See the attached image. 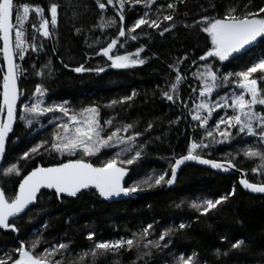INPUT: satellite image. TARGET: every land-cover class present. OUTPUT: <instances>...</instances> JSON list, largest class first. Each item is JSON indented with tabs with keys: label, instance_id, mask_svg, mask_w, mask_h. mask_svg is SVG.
<instances>
[{
	"label": "trees",
	"instance_id": "1",
	"mask_svg": "<svg viewBox=\"0 0 264 264\" xmlns=\"http://www.w3.org/2000/svg\"><path fill=\"white\" fill-rule=\"evenodd\" d=\"M52 0H15V4L30 3L45 8V15L50 19L48 6ZM61 6L58 8V25L51 29L53 35L50 38L41 39L37 34V42H42L44 47L39 52H29L22 62L27 71L19 79L20 89L25 92L19 105L30 102L35 85L42 83L47 89L44 102L46 104L68 101V106L73 110L96 103L100 107L101 123L109 117H115V123H135L134 131L143 132L149 121L153 122V129L145 132L139 138L140 142L147 141L145 154L138 163L129 166L131 174L126 181V186L134 180L141 179L148 174H159L169 169L173 154L177 156L186 153L187 144L192 137L199 138L202 130L197 132L191 125L186 110L179 104L173 105L163 99L160 91L167 90L168 82L173 80L175 73L168 67L187 54V59L181 63V72L186 76L181 86V100H188L191 106V98H195L198 92L192 89L199 87V81L191 75L202 61L196 65L191 62L207 49L209 41L207 34L200 31L198 26L191 28L193 20H199L202 15L222 16L225 10L236 5L239 11L244 10V5L249 4L248 10H256L264 6V0H185L178 4V12L174 16L177 22L175 29L163 36L157 30L146 29L150 35H141L137 41H128L125 48L118 49L134 51L140 44L146 45L141 53L147 57L144 65L128 69L105 67L100 73L85 72L76 73L73 69L80 64L87 68L103 67L106 58L90 55L99 50V46L106 44L105 37H114L117 29L101 31L93 25L99 23L101 11L95 0H56ZM106 4V0H101ZM169 0H156L161 6H166ZM118 7V6H117ZM142 5L134 8H126L125 26L134 22L143 14ZM152 11H155L153 6ZM166 11V8H165ZM75 13V15H74ZM106 17L115 15L114 6L106 4ZM118 19V18H117ZM36 22L35 13L30 14L28 22V35L31 36L30 24ZM170 22H162L161 27H166ZM76 29H80L79 32ZM138 33L141 29L137 30ZM96 37H100V45L89 48ZM123 42V38H121ZM0 47L2 44L0 42ZM55 49V52L53 51ZM264 55V38H258L253 45L248 46L239 54L227 61L209 60L215 64L221 73L235 72L249 66L259 56ZM2 59V54H0ZM50 62V64H49ZM110 63V62H108ZM49 64L52 72L43 69V76H36L35 70L42 65ZM67 64L68 67L64 65ZM2 76L0 77V92ZM135 90L137 96L131 102L117 105L114 108L105 107L110 100H118L129 95ZM224 90H217V94L223 95ZM19 110V109H18ZM257 110H264V106H257ZM220 115L223 111L217 110ZM232 114L231 109L227 110ZM56 115H60L57 113ZM177 116L181 119L176 124H169ZM218 115L214 113L215 123ZM53 114L49 113L41 117L33 126H25L19 119L7 147V152L0 171V186L4 188L7 196L11 197L21 177H5L2 169L10 163L16 162L22 152L39 142L41 139H51V133L55 129ZM123 134V133H122ZM130 134V133H128ZM159 137V139H156ZM243 143L254 144L256 138H245ZM243 144L238 140L231 145H215L213 149L204 150L202 154L212 159H219L225 152L239 149ZM118 150V149H115ZM210 153V155H209ZM114 154V150H102L97 157L91 160L95 164L108 159ZM67 156L58 153L45 154L27 161H20L23 174L30 171L36 164L62 162ZM238 168L246 170L247 177L252 182L264 180L259 172L253 174L251 168L256 166L257 159L248 160L242 155L236 158ZM170 175V172H169ZM235 184V195L217 207L209 214L199 217L193 210L187 208V203L201 197L215 198L232 190ZM145 188L141 191H155L162 188ZM184 201L181 208L176 205ZM155 224L154 236L167 227L175 228L179 223H190L191 226L179 231L172 237V243L163 252L155 253L149 264H173V258L181 253H197L198 264H264V195H255L246 192L238 183L237 175L218 174L210 169L197 166H185L179 176L176 186L169 191L160 193H148L136 198L106 202L98 198L93 189L82 192L77 198H57L55 193L43 192L35 206L30 208L23 216L12 222L17 225L19 233L0 230V257L19 246L20 241H32L36 237H42V243L37 251L52 244L72 241L68 259L75 260L76 254L87 250L92 241L87 239L89 231L94 232V240H114L120 237H128L132 232L138 231L149 223ZM154 238V237H150ZM224 238V239H222ZM167 239V238H166ZM243 240L241 249L233 250L231 243ZM219 249L221 255L216 254ZM227 252V255L223 253ZM60 257L57 256L56 259ZM136 258L134 252H122L120 255L108 254L98 258L97 264H130ZM90 260V258H87ZM139 264V262H138Z\"/></svg>",
	"mask_w": 264,
	"mask_h": 264
},
{
	"label": "snow or ice",
	"instance_id": "2",
	"mask_svg": "<svg viewBox=\"0 0 264 264\" xmlns=\"http://www.w3.org/2000/svg\"><path fill=\"white\" fill-rule=\"evenodd\" d=\"M101 11L99 23L93 25L102 32L109 29H117L114 37H105V45L99 46V50L90 54L106 58L103 67L87 68L84 64L73 69L76 73L96 72L100 73L105 67L128 69L144 65L147 57H142L146 45L140 44L134 51L118 49L125 48L128 41H137L141 35L149 36L146 29L157 30L163 36L170 30L175 29L177 22L174 16L178 12V4L185 0H169L166 6L156 3V0H106V4L114 6L115 15L105 16L106 4L101 0H95ZM142 5V15L133 23L125 26L126 8H134ZM61 5L52 0L48 6L50 19L45 15V8L30 3L15 4L14 0H0V54L3 56L4 71L2 77V92H0V159L6 152V142L13 132L14 124L19 119L25 126H33L46 114H53L55 129L51 133V139H41L29 147L18 157L16 162L10 163L2 169L5 177H21L14 194L9 197L3 187H0V229L18 232L12 220L18 218L29 206L38 201V195L44 188L54 190L57 198L63 194L71 197L77 196L82 190L94 189L100 197L105 199L120 195H131L145 188L172 185L177 177V170L187 161H196L209 165L212 169L228 171L236 169L241 173L238 183L244 189L252 193L264 194V180L250 182L245 178L246 170L238 168L236 158L243 156L248 160L257 159L259 163L251 168L253 174L260 173L264 176V110H257V106H264V55L259 56L249 66L235 72L221 73L220 69L209 60L220 62L241 53L248 46L253 45L258 38H264V6L256 10H248L250 5L245 4L244 10L239 11L236 5L228 7L222 16L202 15L199 20H193L192 25L185 24L191 28L198 26L200 31L207 34L210 42L202 55L192 60L196 65L202 61L195 72L191 75L199 81V87L193 88L192 92H198L191 100H181V86L186 76L181 72V63L187 59V54L179 58L168 67L175 73L173 80L168 82L167 90H161L163 99L173 105H181L195 122L191 126L197 131L202 130L199 138L192 137L187 144L186 153L173 154L169 169L159 174L151 173L147 176L134 180L125 186V177L130 167L138 163L145 154L147 141L140 142L145 132L153 129V122L149 121L143 132L134 131L135 123H115V117H109L101 123L100 107L90 104L73 110L68 106V101L46 104L44 97L48 89L42 84L35 85L30 102L18 105L23 95L18 87V80L27 71L16 60H23L29 52H39L43 49L42 42H37V34L41 39L50 38L53 35L51 29L58 25V8ZM118 6V7H117ZM155 6V11H152ZM166 8V11H165ZM30 13H35L36 22L30 24L32 29L29 38L28 22ZM75 15V13H74ZM118 18V19H117ZM162 22H170L166 27H161ZM141 29L138 33L137 30ZM77 32L80 29H76ZM123 38V42L121 41ZM100 37H96L89 48L100 45ZM55 52V49H53ZM110 62V63H108ZM50 64V62H49ZM49 64L42 65L35 70L36 76H43V69L49 74L52 68ZM68 67L67 64L64 65ZM3 71V68H0ZM224 94H217V90H224ZM137 96L133 90L131 94L120 97L118 100H110L105 107L114 108L131 102ZM19 109V110H18ZM231 109L232 114L227 110ZM217 110L223 111L220 115ZM59 113L60 115H56ZM214 113L218 115L214 124L209 121L214 119ZM181 117L177 116L169 124H176ZM123 133V134H122ZM130 133V134H128ZM256 138V143H243L245 138ZM156 139H159L157 137ZM239 141L243 144L239 149L225 152L219 159L205 156L204 150L213 149L215 145H231ZM118 149V150H115ZM102 150H114V154L99 164L92 162V157H97ZM58 153L67 156L62 162L51 163L47 166L36 164L35 167L23 174L20 161H27L45 154ZM210 155V153H209ZM170 172V175H169ZM236 192L235 184L232 190L215 198L201 197L187 203V208L198 213L195 220L200 216L209 214L217 209L219 205L226 202ZM181 201L176 207L179 209L184 205ZM149 223L138 231L132 232L128 237H120L114 240H94V232L87 233V239L92 244L87 250L76 254V259L66 261L65 254L69 253L71 240L52 244L37 251L42 243V237H36L32 241H20L19 246L0 257V264H97L98 258L106 257L108 254L120 255L122 252H134L136 258L130 264H149L155 253L163 252L172 243V237L181 230L191 226L190 223H179L175 228L162 229L158 236H154L155 224ZM154 237V238H150ZM167 238V239H166ZM224 239V238H222ZM243 240L231 243L233 250L241 249ZM221 255L220 250H216ZM225 252L223 255H227ZM59 256V259L56 257ZM87 258H90L87 259ZM114 264H119L115 261ZM173 264H198L197 253L185 255L181 253L173 258Z\"/></svg>",
	"mask_w": 264,
	"mask_h": 264
},
{
	"label": "water",
	"instance_id": "3",
	"mask_svg": "<svg viewBox=\"0 0 264 264\" xmlns=\"http://www.w3.org/2000/svg\"><path fill=\"white\" fill-rule=\"evenodd\" d=\"M14 2H15V0H14ZM1 44H2V42H1ZM16 62H17V60H16ZM0 68H3V71H0V77H1V76L3 77L4 71H6V67L4 66L3 56H2V59H0ZM18 87L20 88L19 80H18ZM1 88H2V84H1ZM22 92H23V95L21 96L20 100L18 101V105L20 104V101H21V100L24 98V96H25V92H24V91H22ZM16 124H17V121H16V123L14 124L13 132H14V130H15ZM13 132L10 133V137H11V135L13 134ZM9 139H10V138H9ZM9 139H8L7 142H6V152H7V147H8ZM6 152H5V154H4L3 159H0V171H1V165H2V163H3V161H4V158H5ZM38 164H42V163H38ZM187 165H197V166H201V167H204V168L210 169V170H212V171H214V172H216V173H218V174H223V175H237V176H238V181H239V179L241 178V173H240L239 171H237L236 169H231V170H228V171H223V170L212 169L209 165H204V164H201V163L196 162V161H187V162H185L184 164H182V165L180 166V168L177 170V177H176L175 182H174L172 185H166L165 188H162V189H159V190H155L154 192H155V193H160V192H163V191H169V190H172V189L176 186V184H177V182H178V179H179V176H180V173H181L182 169H183L185 166H187ZM44 166H47V165H44ZM130 174H131V169H130L128 175H126V177H125V181H124L125 186H126V181H127V179L129 178ZM245 178L248 179L246 173H245ZM250 182H252V181H250ZM240 186H241V185H240ZM0 187H1V186H0ZM241 188H242L243 190H245L246 192H249V193H251V194H255V195H264V194H259V193H252V192H250L249 190L244 189L242 186H241ZM93 190H94V189H93ZM45 191L53 192V193H54V190L44 188V189L41 190V193L38 195V199H39L40 195H41L43 192H45ZM84 191H86V190H82V191H81L80 193H78L77 196H75V197H71V196H68V195H66V194H63V195H62L60 198H58V199L61 200L63 197H65V198H73V199H74V198H77V197H78L82 192H84ZM154 192H153V191H150V190L137 191L136 193L131 194V195H128V196L120 195V196H114V197L109 198V199H105V198H103V197H100V196L98 195V193H97V195H98V198H99L100 200H104V201H106V202L111 203V202H114V201H121V200H126V199L136 198V197H138V196H142V195H145V194H148V193H154ZM37 202H38V201H37ZM37 202L34 203L33 205L29 206L28 209H26L22 214H20V215L18 216V218L21 217V216H23V215H24V214H25L30 208H32L33 206H35V205L37 204ZM12 221H13V220H12ZM12 221H11V222H12ZM12 223H13V222H12ZM15 225H16V224H15ZM16 227H17V225H16ZM17 228H18V227H17ZM0 230L6 231V232H11V231H12V230H10V229H9V230L0 229ZM12 232H13V231H12ZM15 233L18 234L19 231H18V232H15Z\"/></svg>",
	"mask_w": 264,
	"mask_h": 264
},
{
	"label": "rangeland",
	"instance_id": "4",
	"mask_svg": "<svg viewBox=\"0 0 264 264\" xmlns=\"http://www.w3.org/2000/svg\"><path fill=\"white\" fill-rule=\"evenodd\" d=\"M30 14H31V13H30ZM27 56H28V54H26L25 58H27ZM25 58H24V59H25ZM24 59H23V60H24ZM23 60H22V61H21V60H19V62H18L19 64H21V65H22V67H23V64H22Z\"/></svg>",
	"mask_w": 264,
	"mask_h": 264
},
{
	"label": "built area",
	"instance_id": "5",
	"mask_svg": "<svg viewBox=\"0 0 264 264\" xmlns=\"http://www.w3.org/2000/svg\"><path fill=\"white\" fill-rule=\"evenodd\" d=\"M47 39V38H46ZM19 62V58H17V63Z\"/></svg>",
	"mask_w": 264,
	"mask_h": 264
}]
</instances>
